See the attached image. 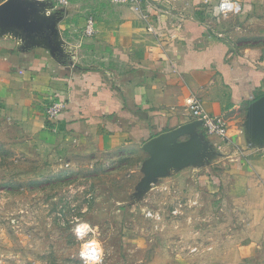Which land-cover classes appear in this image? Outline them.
<instances>
[{"label": "crops", "instance_id": "obj_1", "mask_svg": "<svg viewBox=\"0 0 264 264\" xmlns=\"http://www.w3.org/2000/svg\"><path fill=\"white\" fill-rule=\"evenodd\" d=\"M38 1L48 3V14L60 17L57 41L63 52L0 30V133L52 156L132 149L147 159L142 145L189 123V104L197 100L209 116L224 117L228 143L196 127L180 141L194 135L200 160L170 167L162 178L167 183L206 169L196 182L206 178L208 187H224L241 207L236 263L264 264V140L252 144L244 128L249 104L264 95V40L253 47L233 45L234 37L249 34L250 22L264 39V0H232L239 12L226 17L216 11L221 0H145L141 12L108 0H70L66 6ZM89 15L95 34L86 38ZM236 19L241 22L233 24ZM53 101L64 108L56 131L50 132L45 108ZM215 164L221 175L209 171ZM180 219L185 237L186 218ZM222 226L218 235L229 254L231 229ZM214 230L206 231L201 259L192 255L190 262L175 264H232L228 254L221 262L214 260ZM129 231H103L112 237L101 246L111 253L105 264H172L156 261V254L152 260L144 257L152 253L148 237ZM137 239L143 240L141 246L134 245Z\"/></svg>", "mask_w": 264, "mask_h": 264}, {"label": "rangeland", "instance_id": "obj_2", "mask_svg": "<svg viewBox=\"0 0 264 264\" xmlns=\"http://www.w3.org/2000/svg\"><path fill=\"white\" fill-rule=\"evenodd\" d=\"M255 27L256 23H248L249 34L234 37L233 45L253 47L264 40L256 35ZM0 134V264H83L80 251L84 241L77 240L72 231L81 222L93 229L87 238L101 246L112 241L104 230L128 229L132 236H146L152 253H143L144 257L152 260L156 254V261L165 259L172 264L190 262L192 255L201 259L206 231L212 228L214 260L221 262L228 253L223 252L218 234H222V225L228 224V257L232 264L239 261L241 207L233 204L224 187H208L206 178L200 179L203 183L196 182L206 169L182 179L173 176L167 183L159 176L145 189L146 157L137 150L58 157L45 148L30 151L7 133ZM211 168V173L221 175L217 164ZM224 212L229 220H223ZM181 217L186 218L182 222L185 237L179 225ZM102 249L105 264L111 253Z\"/></svg>", "mask_w": 264, "mask_h": 264}, {"label": "water", "instance_id": "obj_3", "mask_svg": "<svg viewBox=\"0 0 264 264\" xmlns=\"http://www.w3.org/2000/svg\"><path fill=\"white\" fill-rule=\"evenodd\" d=\"M48 3L38 0H5L0 3V30L19 37L23 42L40 41L52 53H61L57 37L59 16L48 14ZM201 122H189L179 128L159 134L142 145L148 158L144 162L145 189L153 179L165 176L170 167L196 163L201 158L197 139L192 135L180 141L181 136L192 134ZM244 128L252 144L264 140V95L252 101L246 111Z\"/></svg>", "mask_w": 264, "mask_h": 264}, {"label": "built area", "instance_id": "obj_4", "mask_svg": "<svg viewBox=\"0 0 264 264\" xmlns=\"http://www.w3.org/2000/svg\"><path fill=\"white\" fill-rule=\"evenodd\" d=\"M108 1L115 6H124V5L131 6L134 10L141 12V6H140L141 0H108ZM53 2L55 3L56 6H66L69 4L70 0H53ZM220 3L221 1L219 2V4ZM238 12H228L227 15L237 14ZM220 15L223 17L227 16L222 13H220ZM83 34L84 37L86 38L92 37L95 34V20L91 15L87 16L85 20V27ZM63 108H64V103L59 101H53L46 106L45 118L48 123L52 124V126L49 128L50 131L52 132L56 131L55 124ZM187 116L189 122H197V121L201 122V128H203L206 136L217 137L222 142L228 143V136H227L228 125L223 116H209L205 112L202 104L197 100H193L189 104ZM173 213H176V211H174Z\"/></svg>", "mask_w": 264, "mask_h": 264}, {"label": "clouds", "instance_id": "obj_5", "mask_svg": "<svg viewBox=\"0 0 264 264\" xmlns=\"http://www.w3.org/2000/svg\"><path fill=\"white\" fill-rule=\"evenodd\" d=\"M217 13L227 15L228 12H238L239 6L233 3L232 0H221V3L216 8ZM77 240L84 241L80 251V257L83 264H103V249L99 242L95 239L87 238V234L93 229L86 222L77 224L72 229Z\"/></svg>", "mask_w": 264, "mask_h": 264}, {"label": "trees", "instance_id": "obj_6", "mask_svg": "<svg viewBox=\"0 0 264 264\" xmlns=\"http://www.w3.org/2000/svg\"><path fill=\"white\" fill-rule=\"evenodd\" d=\"M48 124V129L52 126V124H50V123H47Z\"/></svg>", "mask_w": 264, "mask_h": 264}]
</instances>
